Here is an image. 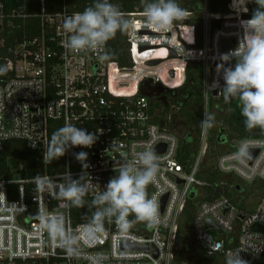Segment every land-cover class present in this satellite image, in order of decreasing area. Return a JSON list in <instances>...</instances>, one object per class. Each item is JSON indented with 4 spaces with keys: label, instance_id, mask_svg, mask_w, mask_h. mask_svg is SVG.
I'll use <instances>...</instances> for the list:
<instances>
[{
    "label": "built area",
    "instance_id": "obj_1",
    "mask_svg": "<svg viewBox=\"0 0 264 264\" xmlns=\"http://www.w3.org/2000/svg\"><path fill=\"white\" fill-rule=\"evenodd\" d=\"M199 4L197 12L187 9L183 18L198 17V30L193 24L182 23L183 19L159 30L143 23V10L134 7L122 12L129 22L125 40L130 63L119 67L100 58L106 45L99 51L80 53L64 46L65 19L83 11L76 9L75 0H0V68L5 69L0 74V144L7 139L20 140L45 161L49 121H57L59 128L71 123L97 135L91 148L69 150L61 157L60 167L54 161L53 171L44 164L41 173L23 176L22 164L13 167L9 162L0 169V264H92L97 254L106 257L102 264H173L179 247L185 264L187 255L190 264H203L211 256L227 264L230 254L237 252L247 264L260 257L264 233L255 226L264 223V137H243L215 160L222 177L262 185L251 207L231 201L223 189L210 199L200 198L205 195L204 187L210 186L197 176L207 130L200 126L193 160L179 162L178 138L169 128L176 107L170 104L162 121H154L156 112L150 110L149 96L138 90L140 86L152 96H160V92L154 94L156 89L178 87L186 65L194 62L201 68V122L209 115L211 102L224 99L223 72H218L217 66L222 54L237 48L243 36L241 21L251 18L246 16L249 6L247 3L244 12L245 0H227L223 11L210 12L207 0ZM25 17L36 18L35 33L24 32ZM16 29H21L19 34ZM224 41L227 47H222ZM151 59L158 62L147 64ZM231 62L223 66L229 67ZM149 148L159 160L158 183L148 187L149 197L155 195L159 204L158 227L150 230L136 223L127 234H121L106 220L107 235L90 242L82 240V254L68 258L48 231L39 229V217L56 214L67 229L81 233L96 211L94 196L123 164ZM80 151L87 152L88 168L83 169L75 159ZM67 172L73 179L81 176L88 188L83 207H65L48 187L49 180L57 187L66 184ZM219 184L227 183L220 180ZM190 197L198 198L189 225L193 246L184 248L177 242V233ZM206 220L211 226L206 227ZM199 253L203 258L198 261Z\"/></svg>",
    "mask_w": 264,
    "mask_h": 264
},
{
    "label": "clouds",
    "instance_id": "obj_2",
    "mask_svg": "<svg viewBox=\"0 0 264 264\" xmlns=\"http://www.w3.org/2000/svg\"><path fill=\"white\" fill-rule=\"evenodd\" d=\"M143 23L159 30L169 29L173 22L183 19L188 13L176 0H142ZM245 0L244 12H247ZM257 6L251 18L241 21L243 36L235 50L222 54V63L217 71L223 72L222 94L226 100L236 98L239 101L241 116L246 130L255 128L264 132V0H250ZM129 22L116 4L109 0H94L93 4L82 12L74 13L64 22L67 39L64 46L80 53L99 51L117 32L128 28ZM109 60L111 56L104 52L100 57ZM234 66L224 67L230 61ZM5 71L0 68V74ZM214 126V116L206 115L201 127L206 131ZM97 140L95 133L78 128L71 123L57 129L51 136L45 153L49 163L63 157L73 148H91ZM33 146V145H32ZM36 146V145H35ZM33 146V147H35ZM75 159L82 168H88L87 152L75 153ZM159 160L151 148L137 153L131 163L123 164L118 174L109 179L102 192L92 200L96 211L81 233L76 234L64 225L63 219L56 214L39 217L40 230H47L52 240L64 249L68 258L78 257L82 253L80 242L99 239L107 235L104 223H114L121 234H127L136 223H143L148 229H156L160 224L159 204L157 197L148 195V187L158 183ZM67 183L58 187L49 180L48 187L56 193L65 207L80 208L85 204L87 186L81 182V176L73 179L66 173ZM41 189L44 184L41 182ZM133 219H129V217ZM106 259L102 254L93 258L92 264H102ZM227 264H247L239 253L230 254Z\"/></svg>",
    "mask_w": 264,
    "mask_h": 264
},
{
    "label": "trees",
    "instance_id": "obj_3",
    "mask_svg": "<svg viewBox=\"0 0 264 264\" xmlns=\"http://www.w3.org/2000/svg\"><path fill=\"white\" fill-rule=\"evenodd\" d=\"M76 9L84 10L86 7L93 4L94 0H75ZM200 0H176V3L185 10H192L197 12L200 8ZM227 0H207V10L210 12L223 11L225 2ZM109 3L119 6L121 12L131 11L134 7L138 10H143L144 4L142 0H109ZM248 13L246 16L251 17L252 12L257 7L254 2H248ZM127 20V17L124 15ZM182 23L193 24L198 30L200 27V19L195 16H190L181 21ZM36 18H24V32H36ZM29 26L31 29L29 30ZM28 28V30H27ZM21 29H16L18 33ZM198 41V39H197ZM106 52L111 56L107 61H114L119 67L128 66L129 56L127 51V43L125 40V31L117 32L116 36L107 42ZM235 61L229 65L234 66ZM178 83H174L176 86ZM165 95L163 96H149L148 103L151 111L156 112L153 117L154 121H162L164 113L170 104L176 107L175 112L172 113L169 128L174 131L178 138V147L176 151V158L179 162L189 164L198 149V134L201 126V110H202V95H201V68L198 63H188L185 68V76L183 82L176 88L163 89ZM216 105V106H215ZM209 114L214 116V122L220 120L221 124L215 128L207 130V146L204 156L197 173V176L206 179L210 182V186L204 187L205 195L200 198L210 199L212 195H216L221 189L229 196L230 200L237 203L236 196L243 190L239 181L234 177H222L215 168V160L221 152L233 148L234 144L243 137L259 136L264 137V132L259 128L246 130L244 125V118L241 116V109L239 101L236 98L226 100L225 98L217 103L209 105ZM55 122V124H54ZM49 121L47 134V149L49 146L52 134L59 129L57 121ZM57 122V123H56ZM35 150H29L24 143L16 139L3 140L0 144V169L9 162L13 167L22 164L20 174L23 176H34L41 173L46 164L48 171H53L51 167L54 166V161L61 166V158L53 160L49 163L48 159L42 160L40 156H36ZM223 180L227 184H219ZM236 185L238 189L236 190ZM253 191H256V196L262 191L260 183L253 182ZM250 188V187H249ZM251 189V188H250ZM239 197V196H238ZM198 198H188L184 210L181 215V220L178 226L177 242L193 243L189 234V225L194 209V201ZM256 229L264 233V223L255 226ZM188 244V243H187ZM187 244H183L184 248ZM181 248L174 251L173 264H185ZM203 256L199 253L196 260L202 259ZM203 264H222V262L211 256L204 259ZM253 264H264V255L257 258Z\"/></svg>",
    "mask_w": 264,
    "mask_h": 264
},
{
    "label": "rangeland",
    "instance_id": "obj_4",
    "mask_svg": "<svg viewBox=\"0 0 264 264\" xmlns=\"http://www.w3.org/2000/svg\"><path fill=\"white\" fill-rule=\"evenodd\" d=\"M141 91H143L144 93H147L146 92L147 90H144L143 89ZM220 124H221V121L220 120L214 122L213 128H215L216 126H219ZM238 181H239L241 187H243V190L240 193H238V194H240L239 197L236 196L237 203H239L240 205H242L244 207H251L254 204V202L256 201L257 197H258V196H256V191H253L254 187L253 186H250L249 183L242 182L240 180H238ZM187 243L189 244L190 247L193 246V243L191 244L189 241L188 242L186 241L184 243H181V245L182 244H187ZM186 257H187L186 264H190L191 261H192V259H190V256L189 255H187Z\"/></svg>",
    "mask_w": 264,
    "mask_h": 264
},
{
    "label": "water",
    "instance_id": "obj_5",
    "mask_svg": "<svg viewBox=\"0 0 264 264\" xmlns=\"http://www.w3.org/2000/svg\"><path fill=\"white\" fill-rule=\"evenodd\" d=\"M229 44H228V42H226V41H224V42H222V47H227ZM141 49V48H140ZM171 56H173V53L170 51V53H169V57H171ZM158 62V60L157 59H151V60H148L147 61V64H149V65H153V64H155V63H157ZM196 62H198V61H196ZM169 73L171 74V71H169ZM222 81H223V76H222ZM223 83H224V81H223ZM164 88L163 87H158L157 89H156V91H155V93L154 94H158L160 91H162ZM138 90L141 92V89H140V86L138 87ZM214 93V92H213ZM146 95L147 96H151L152 95V93L151 92H149V93H146ZM238 186L236 185V188H237ZM205 225H206V227H209V226H211V223H210V221L209 220H206L205 221ZM143 248L145 249V246H143ZM264 255V250H263V252L260 254V257L261 256H263Z\"/></svg>",
    "mask_w": 264,
    "mask_h": 264
},
{
    "label": "flooded vegetation",
    "instance_id": "obj_6",
    "mask_svg": "<svg viewBox=\"0 0 264 264\" xmlns=\"http://www.w3.org/2000/svg\"><path fill=\"white\" fill-rule=\"evenodd\" d=\"M159 95L161 96L165 95L164 90L160 91Z\"/></svg>",
    "mask_w": 264,
    "mask_h": 264
}]
</instances>
